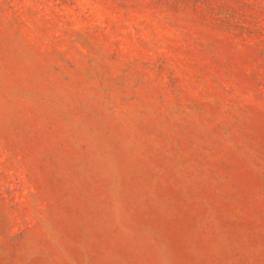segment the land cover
I'll use <instances>...</instances> for the list:
<instances>
[{
    "label": "rangeland",
    "instance_id": "1",
    "mask_svg": "<svg viewBox=\"0 0 264 264\" xmlns=\"http://www.w3.org/2000/svg\"><path fill=\"white\" fill-rule=\"evenodd\" d=\"M0 264H264V0H0Z\"/></svg>",
    "mask_w": 264,
    "mask_h": 264
}]
</instances>
